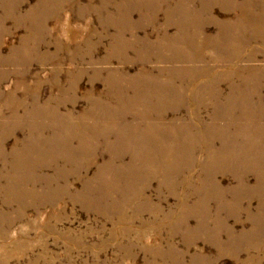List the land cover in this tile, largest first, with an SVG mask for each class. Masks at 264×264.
Instances as JSON below:
<instances>
[{
  "label": "rangeland",
  "instance_id": "374dc122",
  "mask_svg": "<svg viewBox=\"0 0 264 264\" xmlns=\"http://www.w3.org/2000/svg\"><path fill=\"white\" fill-rule=\"evenodd\" d=\"M179 1L172 0L173 4L167 6L154 0H65L58 12L53 1L43 4L41 0H0V140L9 132L6 141L0 144V264H264V216L256 224L245 212L250 208V213L256 215L259 201H247L246 196H241L239 206L242 208L238 216L230 208L234 196L229 190L239 191L242 178L252 188L257 176L253 172L245 175V168L251 167L249 160L264 156V112L259 109L250 113L242 111L248 94L252 104L264 103V84L259 94L247 92L243 81H250V78L244 76L231 80L223 78L218 84L222 104L232 95V85L242 88L236 93L234 107L224 104L220 109L210 106L198 111L196 100L203 97H199L198 87L189 86L190 76L181 85L186 87L185 100L161 112H166L164 124H150V121L140 127L134 125L135 129H142L135 133L141 143L163 142L166 152L176 139L195 152L196 159L187 162L182 152L176 150L170 161L177 167L166 177L153 178L151 173L143 174L147 175L142 180L147 184L145 197L148 198L143 203L157 207V212L141 210L142 217H135L134 209H142L141 203L136 202L127 207L125 220L120 222L98 209L109 208L108 203L99 202L93 206L69 198L54 204L39 201L40 194H45L49 187L41 179L49 181L57 175L52 168V158L43 157L42 151L59 137L55 134L52 137L50 121L45 120L48 130L40 134L47 139H31L37 150L34 156L25 151L29 130L38 123L34 118L28 119L31 107L27 106L34 97L39 99L40 106L61 99L65 105L61 112H71L74 118H80L90 110V101L108 100L103 82L108 77L117 80L114 82L125 95L133 92L136 99L143 93L146 99L144 102L138 100L143 105L136 104V111L149 114L153 111L151 116L155 118L159 113L154 102L171 99L180 87L176 85L180 80L175 73L146 78L137 75L142 62L134 58L133 52L129 53V59L134 65H124L118 59L101 65L105 57L118 51L117 46L113 49L116 52L110 48L114 45L111 39L118 32L110 18L130 17L133 28L123 33L126 41L138 39L156 43L164 37L167 27L170 37L159 46L164 50L179 52L177 38L182 32H187L186 37H193L199 43L209 40L203 55L212 59L218 58L211 49L212 43L224 48L233 45L234 40H240L241 61L238 65L256 70L264 68V0H251L248 11L243 9L247 0H184L177 25H168V9ZM37 16L47 19L43 21L46 38L45 42L39 43V51L36 35L40 36L41 28L35 26ZM241 16L246 19L239 20ZM228 20L232 22L220 24ZM183 41L189 40L183 38ZM95 46L94 58H87L86 53L92 52ZM252 56L255 61L247 62ZM157 64L160 63L155 61L150 67H167ZM110 70L126 74H113ZM220 70L227 68L220 67ZM97 72L99 76H95ZM212 79H205L201 86ZM14 97L27 106L18 111V123L22 126L10 124L8 128L4 123H8L5 121L11 120L15 113L10 103ZM189 99L193 100L194 106ZM245 113L252 116V123H243ZM216 115L223 120L213 123ZM198 116L199 122L196 121ZM228 117L233 121L228 122ZM16 146L20 151L24 149L22 154L29 163V167H23L17 176L9 171L11 153ZM74 146H78L76 142ZM99 159L89 169V178L99 174V166L108 157ZM39 161L49 163L38 169L35 163ZM125 161L128 162V157ZM196 162L200 167L194 164ZM206 166L210 167L209 171ZM59 168L71 169L63 163ZM222 172L226 174L222 176ZM11 175L20 177L17 192L7 188ZM209 176H217L220 189L225 191V201L210 202L209 212L198 218L180 220L183 209L197 205L194 201L199 199L182 183L190 177L197 185L200 177L206 181ZM165 180L179 185L169 189L162 186ZM69 182L71 193L81 191L82 182L77 178L71 177ZM140 183L136 184L135 179L128 182V193H136Z\"/></svg>",
  "mask_w": 264,
  "mask_h": 264
},
{
  "label": "bare ground",
  "instance_id": "6f19581e",
  "mask_svg": "<svg viewBox=\"0 0 264 264\" xmlns=\"http://www.w3.org/2000/svg\"><path fill=\"white\" fill-rule=\"evenodd\" d=\"M48 1H53L56 4L54 7L55 11L58 10V12H60L63 8L62 3L65 0H41V3L45 4ZM154 1L156 3L159 2L160 5L167 4V6H171L173 4L172 0ZM250 1L251 0H247V4L243 7L245 11L251 9ZM190 6L195 7L193 4H191ZM183 7L184 0H180L179 2L175 3L170 9H168V25H177L179 19V10ZM49 16H51V14ZM36 19L38 20V22L35 21V26L41 28L40 36L36 35V40L38 42V44H36V47L39 51V43H42L43 41L45 42L46 33L43 31V21H46L47 19L43 20L42 16H37ZM118 19H109L111 24L115 25L118 30L117 36L111 39L113 41L112 44L114 45H112L110 48H112L111 50L113 52H116V50L113 49H115V46H117L118 51L116 53H111L107 57H105L103 62L101 61V65L110 64V62H112V60L114 59H118V61H121L124 65H134L135 63L129 59V53L133 52L134 56H136L134 58H137L139 59L138 61L142 62V65H139L141 68L137 73V75H141L140 77H160L162 76V73H175V75H177L178 79L180 80L176 81V85L182 87V91L179 87L175 91V96L171 99H168L164 102H154V108L159 113L158 116L153 118L151 116L152 114H154L153 111L151 112V114L147 112L140 113L136 111V104H138L139 106L143 105L140 104L138 100H142L144 102V99H146L143 93L139 94V96L134 99L135 94L133 92L131 95H125V93L121 92L118 89L115 83L117 81L116 79H113L112 81L109 80L108 77H105L103 82L106 88L105 91L108 100L90 101V110L85 112L84 115L80 118H74V115L71 112L67 114L62 113V107H64L65 105L61 99L51 100L44 106H40L39 99L37 97H34L27 106L14 97L12 98V101L10 103L11 106L15 109V113L13 115V118H11V120H6L5 122L8 123L4 124L5 127L10 124L22 126L21 122L18 123V111L21 109H25L26 106L31 107L29 108L30 116L28 117V119L33 120L34 118L38 121V123L37 125H35V127L29 130V142L25 143L24 149L28 154L33 156L34 154H36L37 150L36 147L31 144V139L36 138L39 141L45 138L40 134H43V132L45 133V131L48 130L45 120L50 121V127L53 133L52 137L54 136V134L56 135V137H59V139L56 138V141L52 140L51 146L47 145L46 149L42 151L43 157L52 158L51 162L53 163V167H51L55 171H57V175L53 180L47 181L41 179V182H46L47 186L49 185L45 194H40L39 201H41V204L59 203L67 198L71 199V201L73 202H89V205L92 203L93 206L94 204L98 205L99 202H102V204L108 203L110 204L109 208L100 209L98 207V209L101 210V213L103 215L113 217L114 219L122 222L123 220H125L124 212L127 207L130 204L135 205L136 202L141 203L142 209H134L136 214L135 217L137 216L138 218H141L143 215L142 211H149L151 213L158 211L157 207L147 204L144 205L143 203V200H148V198L145 197L147 184L142 180V177H147V175L143 174L151 173L153 178H159L161 176L166 177L170 174H173V172H175L173 169L176 168L177 165L176 163L171 165L170 160H173V153L176 150H180L182 152L183 158L187 162L196 159L195 152L193 153V151H191L192 149H190L188 145H183L176 139H174V141L172 142L171 149L166 152L163 142L154 140L148 143H141L139 139H136L135 133L140 132L142 129H135L134 125L140 127L150 121V124L154 123L157 125L159 124V122L164 124L166 112H164L163 114H161V112L166 109V107L177 105L182 100H185L184 91L186 87L181 85H183V83H186L190 76L192 78L190 80L191 84L189 86H192L194 88L198 87V90L200 92L199 97H203L202 99L196 100L198 111H201V109H205L210 106H214L215 109H220L224 106V104L234 107V98L236 96V93L242 88H238L237 86L232 85L230 87L232 89V95L226 98V102L222 104L220 102L222 95L218 86L221 80L223 78L231 80L233 79V77L237 76H244L245 79L250 78V81H243V83H245L246 90H248L247 92L259 94V91L262 89V84H264V68H257L258 70H256L254 68H248L247 66L241 68L238 65V62L240 63L241 61L240 40H234L233 45L224 48H222V45L220 44L212 43L211 49L213 50V53H215V55L218 57L212 59L203 55L205 48H208L207 45H209V40H204L199 43L193 37H186L187 32H182L177 38L176 49H178L179 52L174 50L161 49L159 46L164 41H166L168 37H170V35L166 32L167 27L164 31V37L156 43H152L148 40L138 39L133 41H126L123 39V33H126L133 28L130 23V17L127 15L118 17ZM244 19L246 18H244V16H241L239 20L244 21ZM231 22L232 21L228 20L220 24L227 25ZM215 23L218 22L215 21ZM32 35L35 37V31H33ZM175 38L176 36L173 37V39ZM183 38H186L189 41H183ZM87 47L90 48L89 43ZM96 51L97 47L95 46L92 52L86 53V57L93 59ZM155 61L157 63L163 64L164 66L167 65V67H156L154 69L151 68L150 65ZM246 61H255V56H252ZM220 67L227 68V70L222 71L220 70ZM110 71L113 74L124 73L123 71ZM95 76H99V72L95 73ZM209 78L213 79L205 85L201 86V83L205 79ZM254 78L255 81L253 82ZM131 97L132 99H130ZM249 97V94L246 95V102L242 111L250 113V111L254 109H259L261 112H264V103H262V101H259V105H254L252 104V100L249 99ZM188 102H190V104L194 106V104L191 103L193 102L192 99H189ZM243 117L244 118L241 117L242 120H244L243 123L251 122V120L253 119L252 116L248 113H245ZM262 117H264V115H262ZM129 120H132L134 124ZM222 120L223 117H220L218 115H216L212 119L213 123ZM196 121L199 122V116L198 118H196ZM227 121L232 122L233 119L228 117ZM8 133L9 132L2 136L0 144L3 143V141H6ZM37 136L39 137V139L37 138ZM58 141L59 143H57ZM74 142H76L78 146L75 147ZM201 146H203V144H201ZM17 147L18 146L14 147L13 149L11 153L12 161L9 163V171L12 172L10 173H15L16 176L21 173L23 167H29L26 155L22 154V151L24 149L20 151L19 149H17ZM217 154L218 153H215V155ZM105 155L108 157V160L99 166V174L95 177L89 178L87 175L89 169L97 163L99 158H102ZM125 157H128V162L125 161ZM251 160L248 161L250 162L251 167L245 168V175H247L249 172H253L257 176V181L255 185L250 188L242 178L238 186L239 191L229 190V192L234 196V202L230 208L232 209V213L238 216L242 208L239 206V201L242 198L241 196H246V198L248 199L247 201L257 199L259 201V209L257 211V214L252 215L250 213V208H247L245 212L252 222L258 224L261 217L264 216V156L258 155L256 158ZM46 163L49 162L43 161L40 163H35V165L38 164V169H41L47 166ZM62 163L64 165H69L71 169L68 171L67 169L59 168V165ZM257 163H259L260 165ZM194 164L200 167V164L198 162ZM42 165L43 167H41ZM228 165L229 162L227 163V166ZM209 170L210 167H208V171ZM224 174L226 173L222 172V176ZM71 177H75L80 182H82V189L77 194L71 193V186L69 182ZM19 178L20 177H12V175L9 177V179L7 180V188L10 191H18L20 181ZM216 178L217 176H209L205 181V179L202 180L200 177L201 181L197 185H195L190 180V177H187V181L182 184H185V186L188 187L189 191L192 192L191 195L194 194V196H198L199 199L195 197L196 199L194 202H197V205H189L187 208L183 209L180 220L184 221L190 219L191 217L198 218L199 216L205 215L209 212L208 205L210 202H215V200L225 201V191L220 189ZM133 179L136 180V184L140 182L141 183L137 188L136 193L129 194L126 188V184ZM177 185H179V183L175 181L168 183L165 180L162 183V186L168 187L169 189H175ZM191 195H189L188 197H190ZM16 198L18 199V195H16ZM191 201H193V199Z\"/></svg>",
  "mask_w": 264,
  "mask_h": 264
}]
</instances>
